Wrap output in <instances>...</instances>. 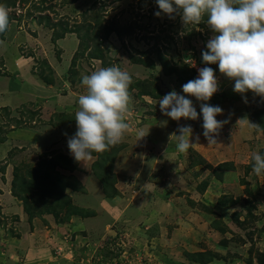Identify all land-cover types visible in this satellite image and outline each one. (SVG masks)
Returning <instances> with one entry per match:
<instances>
[{"label":"rangeland","instance_id":"374dc122","mask_svg":"<svg viewBox=\"0 0 264 264\" xmlns=\"http://www.w3.org/2000/svg\"><path fill=\"white\" fill-rule=\"evenodd\" d=\"M232 1L16 0L0 9V91L15 85L13 53L31 57L17 71L23 84L45 82L41 74L53 84L31 98L27 83L22 104L0 106V264H264V65L255 63L264 0L236 3L258 21L235 20ZM214 3L226 6L207 17ZM48 23L70 31L53 40ZM87 24L104 63L88 57ZM193 63L219 77L222 96L199 94ZM72 110L95 131L60 123ZM59 131L67 151L50 150ZM72 152L88 154L94 175H66L87 189L66 193L82 218L66 216L30 173L42 159L69 164Z\"/></svg>","mask_w":264,"mask_h":264},{"label":"trees","instance_id":"16d2710c","mask_svg":"<svg viewBox=\"0 0 264 264\" xmlns=\"http://www.w3.org/2000/svg\"><path fill=\"white\" fill-rule=\"evenodd\" d=\"M15 1L16 0H0V9L4 10V9L9 8V7H13L15 5ZM24 1H27V0H24ZM177 2H178V0H176V3ZM236 3H238V1L237 0H233L232 3H231V7H230V10L232 11L233 15L235 16V20L238 18V16H240L239 18H241L242 21H243V19H247L246 21H249V20L258 21V19L252 13H250L248 10L245 9L246 8L245 5H242L240 7V5L236 6ZM225 6L226 5H221V4L218 5V3H214V4H211V5H208L207 7H205L206 8L205 9V13L207 14V17H208L209 13H211V12H219V11L223 10L225 8ZM48 8L49 7H44V6L40 7L41 11H43L45 9H48ZM242 9L243 10L245 9V10L242 11ZM38 17L41 20L43 18H46V20L47 19L49 20L48 16L43 17V15H39ZM238 21H239V19H238ZM39 22H42V21L39 20ZM48 25L51 28H53V36H52L53 40H56L57 38L62 37L64 35V33L68 30L67 26H65V27L63 26L62 27L61 24H59V23H48ZM84 25H85V23H84ZM56 26H60V28H61L60 31H55V27ZM90 29H92V27L89 24H87V26H86L87 36H88V31L90 33L93 31V29H92V31H90ZM98 29L102 30L105 34H107L109 31H112V32H115L118 35L119 38L122 36L121 31L119 29H117V27H115L114 25L111 26L110 24L98 23ZM73 30L76 31L75 29H73ZM68 31H70V30H68ZM93 32H94L93 35L91 34L92 46L89 49L88 57L99 59V60H101L104 63L103 49L100 48L99 41H98L99 31L95 30ZM128 32H130V31H128ZM239 32H240V30H239ZM239 32H238V37H240L239 40L247 39L246 35H244L242 32L241 33H239ZM79 37L81 38V34L79 35ZM72 63H73V61H72ZM41 78L48 84L52 83V79H48V78L44 77L43 74H41ZM215 95H218V94H215ZM219 95L222 96L223 93L221 95V92H220ZM261 126L263 127V125H261ZM84 138L87 141L95 139V138L92 139V137H90V138L89 137H84ZM79 145L83 148V150L85 152H91L92 151V150H87L82 143H79ZM262 150L264 151V148ZM58 157H60V156H58ZM63 158L68 160L69 164L62 165L58 161H56V159L53 158V157H51L49 159H42L40 161V163L38 164V166H37L39 169H36L37 167H35V168L30 170L31 174H35L36 175V176L32 175L31 177L33 179L37 178L40 181L39 185L41 186V190H43V191L48 190L47 193H46L48 196L56 195L57 200H62L63 202H65L64 205L67 208L66 216H70V215L83 216V215L86 214L85 210H83L82 208H80L78 206H74L72 204L71 200H70V196L67 195L66 192H65L66 188H73V185H74V184H72L73 182L72 183L68 182L66 174L61 173L57 169V167L60 166L64 170L73 171L74 169L77 168L78 162H77V160L75 158H73L71 156H68V155H63ZM227 163L228 162H221L219 164L220 165L221 164L224 165V164H227ZM260 165L262 167V171L264 172V159L261 160ZM93 166H94V168L99 167V166H96V162L94 163ZM229 170H231V168H229ZM39 172H40V175L37 174ZM107 173H109V172H107ZM212 174L218 180L223 178L220 175H216V171H214V169L212 171ZM206 185H207V183H205L203 185V188L201 190H203ZM234 200H236V199H233V201H231L232 204H235ZM50 208H53V207H50ZM47 212H51V211L48 210Z\"/></svg>","mask_w":264,"mask_h":264},{"label":"crops","instance_id":"0c3cea01","mask_svg":"<svg viewBox=\"0 0 264 264\" xmlns=\"http://www.w3.org/2000/svg\"><path fill=\"white\" fill-rule=\"evenodd\" d=\"M260 15L262 16V19L260 17H259V19L263 22V20H264V10H263V12L261 10V14ZM263 34H264V30L261 33V36H263ZM18 36H19L18 33H12L10 35V38H11V40L15 41L16 39H19ZM240 47L241 48H238V49L240 50L241 54H243L244 59L246 58V60L248 59V62L252 63L251 56L248 57V55L246 54L248 49L245 47V43H243V45L240 46ZM1 48L3 49V47H1ZM10 56L13 57L14 67L16 68L15 71H14L15 78H13L14 81H15V85L12 84L10 87L5 89L4 91H0V106H11V105H16L17 103L22 104V102L25 101L27 99V97L29 96V93H26L28 91L25 88V85L27 83L30 85V88H31L30 89L31 90V98H34V96H36V93H39L38 91H40V93H44V92H48L49 88H52L53 84H47L46 82L41 81L39 78H38L39 82L37 80L35 81L37 86H34V84H31L29 82V78L28 77H24V79H23L24 80V84H23V81L21 80L20 75L17 74V71H20V70L24 69L25 67H27L28 64H29V59H31V57H24V55H17L15 53H13ZM254 59H256V58H254ZM256 62L261 63V64L264 65V59L263 58L256 59L255 63ZM250 67H251V65H250ZM23 76H24V73H23ZM33 77L35 79H37L34 75H33ZM255 91H256V89H255ZM1 92H3V93L6 92V95L1 93ZM257 94H259V93H257ZM10 103H11V105H10ZM80 112L81 111H77V110L76 111L72 110V112L71 111L63 112L67 116H63L62 118H58V119L62 120L60 123L69 121L72 124H74L75 127L78 126V125L80 126V124H81L83 126L86 125L85 127L88 130H90V132H91V130L95 131V129L97 128V127H95L96 123L93 120L89 119L88 116H86V117L82 116ZM57 123H59V122H57ZM50 126H52V125H50ZM256 129L257 128H255V130ZM75 130H76V128H75ZM257 130H259V129H257ZM82 132L84 134H86V136H91V135H88V134H90V132L88 133L85 130L84 131L82 130ZM59 136H60V131L56 135V139H55L56 143L54 144V146L56 145V147H53L54 149H50V150H62V151L69 150L70 149L69 146H67L65 144L62 145V143L60 144L58 142L59 141ZM82 153H84V152H82ZM70 156H72L73 158H75L77 160V162H78L77 168L74 169L73 171L63 170V171H65L64 174H66V175L70 174L73 177H75V179H77V180L78 179L79 180L83 179L84 181H86L88 178H91V176L92 177L94 176L93 174H90V173L87 172V170L89 169V166L91 164L90 163L91 161L88 158L89 157L88 154L84 153V155H82V154L77 153V155H76L75 153L72 152ZM94 178L96 179V177H94ZM94 181L96 182V180H94ZM93 186L95 187V184ZM72 190H73L72 193H68V191H66V193L69 194L71 197H73L74 195H79V198H83V197H85L84 193L86 192L87 189H85L83 192L76 191V188H73ZM94 192H96V196L99 197L98 195H99L100 192L98 190H94ZM73 200H74V198H73ZM98 200H100V198ZM82 217L83 216H80V217H77V218H82ZM91 217L92 216L89 215L86 218H91Z\"/></svg>","mask_w":264,"mask_h":264},{"label":"built area","instance_id":"2783aa9c","mask_svg":"<svg viewBox=\"0 0 264 264\" xmlns=\"http://www.w3.org/2000/svg\"><path fill=\"white\" fill-rule=\"evenodd\" d=\"M191 66L195 70V83L200 94L206 96L210 94L215 95L221 92L222 85L216 76L207 73L200 63H193Z\"/></svg>","mask_w":264,"mask_h":264},{"label":"clouds","instance_id":"9594fccd","mask_svg":"<svg viewBox=\"0 0 264 264\" xmlns=\"http://www.w3.org/2000/svg\"><path fill=\"white\" fill-rule=\"evenodd\" d=\"M203 66V65H202ZM203 68H204V66H203ZM205 69V68H204ZM192 71H193V73H194V79H193V83H194V85L196 86V89H197V91L199 92V90H198V87H197V85H196V83H195V70L194 69H192ZM205 71H206V69H205ZM217 78H218V80L220 81V83H221V80L219 79V77L218 76H216ZM221 85H222V83H221ZM223 85H222V90H223ZM222 90H221V93H222ZM199 94H200V92H199ZM219 94V93H218Z\"/></svg>","mask_w":264,"mask_h":264}]
</instances>
